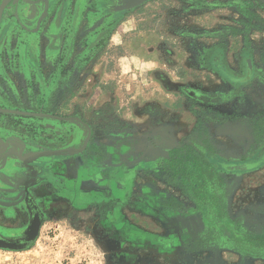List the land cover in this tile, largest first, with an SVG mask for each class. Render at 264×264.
Instances as JSON below:
<instances>
[{
	"label": "rangeland",
	"instance_id": "1",
	"mask_svg": "<svg viewBox=\"0 0 264 264\" xmlns=\"http://www.w3.org/2000/svg\"><path fill=\"white\" fill-rule=\"evenodd\" d=\"M117 3L7 2L0 264H264V0Z\"/></svg>",
	"mask_w": 264,
	"mask_h": 264
},
{
	"label": "water",
	"instance_id": "2",
	"mask_svg": "<svg viewBox=\"0 0 264 264\" xmlns=\"http://www.w3.org/2000/svg\"><path fill=\"white\" fill-rule=\"evenodd\" d=\"M146 1L147 0H118V3L114 7V10H116V11L129 10V9H132L136 6L143 4ZM7 2H8V0H3L1 5H0V24L2 22L3 13H4L5 7L7 5ZM0 110H2V109H0ZM6 111H13V110H6ZM90 136H91V132L89 129L87 139L81 148H64V149H59V150H45L43 152H40L36 156H34L32 159L27 160V159L21 158L20 155H19V159L22 160V162L24 164H29L30 162H33L40 157L57 155V154L81 152L86 148V146L89 142ZM4 154L7 155L6 156V163L2 168L0 167V171H2L3 169L11 170L12 169V167H11L12 162L11 161L14 162V160H15L13 156L9 155V153L6 152ZM35 177H38L37 173H36ZM6 178H7L6 180H8L9 182L11 180L13 182V184H15V185L17 184L15 182L14 178H11L9 176H7ZM1 180L5 181L0 176V182H1ZM1 191H3V192L4 191L5 192L11 191L12 192V191H15V188H14V190H11L10 188L0 187V192ZM1 199L2 198H0V201H1V203H3V199L2 200ZM27 201H28V204H29L33 214H32L31 226H30V229L27 233L25 241L24 242L12 241V240H8V239H5V238L0 236V247L10 248V249H22L25 247V245L28 241L35 239V237L38 235L40 227H41V223H42V214H41L39 207L37 206V204H35V202L33 201L32 198L27 197ZM3 204H5V203H3ZM8 207H11V205H8Z\"/></svg>",
	"mask_w": 264,
	"mask_h": 264
},
{
	"label": "trees",
	"instance_id": "3",
	"mask_svg": "<svg viewBox=\"0 0 264 264\" xmlns=\"http://www.w3.org/2000/svg\"><path fill=\"white\" fill-rule=\"evenodd\" d=\"M173 152H175V151H173ZM193 153L196 154V155L200 154V152H199L197 149H194V150H193ZM206 171L208 172V170H206ZM173 199H174L175 201H177L176 198H173ZM177 205L181 206V204H177ZM256 238H257L258 240H264V233H263V234H258V235H256Z\"/></svg>",
	"mask_w": 264,
	"mask_h": 264
},
{
	"label": "flooded vegetation",
	"instance_id": "4",
	"mask_svg": "<svg viewBox=\"0 0 264 264\" xmlns=\"http://www.w3.org/2000/svg\"><path fill=\"white\" fill-rule=\"evenodd\" d=\"M245 167H246V166H245ZM245 167H244V168H245Z\"/></svg>",
	"mask_w": 264,
	"mask_h": 264
}]
</instances>
